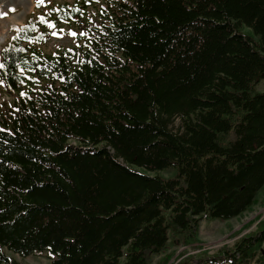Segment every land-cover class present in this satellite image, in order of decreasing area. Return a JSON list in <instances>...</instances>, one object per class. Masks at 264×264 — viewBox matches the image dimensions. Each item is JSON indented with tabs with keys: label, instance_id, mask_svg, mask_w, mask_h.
I'll use <instances>...</instances> for the list:
<instances>
[{
	"label": "trees",
	"instance_id": "trees-1",
	"mask_svg": "<svg viewBox=\"0 0 264 264\" xmlns=\"http://www.w3.org/2000/svg\"><path fill=\"white\" fill-rule=\"evenodd\" d=\"M48 11L76 47L46 53L22 25L0 50V264H167L181 246L171 264H264L261 214L215 254L197 232L264 205V0Z\"/></svg>",
	"mask_w": 264,
	"mask_h": 264
},
{
	"label": "rangeland",
	"instance_id": "rangeland-1",
	"mask_svg": "<svg viewBox=\"0 0 264 264\" xmlns=\"http://www.w3.org/2000/svg\"><path fill=\"white\" fill-rule=\"evenodd\" d=\"M13 1L14 2L8 1L5 3L3 5L4 11H1L0 25L2 29L0 33V50L9 42L18 27L22 25H27L34 34H38V36L41 37V40H37V46L46 53H54L63 48H73L77 46L78 40L76 33L75 35H71L68 31L69 29L74 31V29L66 22H59L53 18L51 19V15H49L48 10L49 5H52L53 7L61 4L71 5L78 0H43L39 7L36 4V0ZM94 10L95 7L91 6L86 9L85 13L88 17H91ZM256 88L260 90L264 88V78L256 85ZM3 99H8V96L0 90V100ZM179 123V119L177 117H173L172 121H170L171 129L175 131L177 127H179ZM147 172L151 174L157 173L164 178H171L175 176L176 169L175 167H172ZM257 214H261V217L264 218V205L256 206L253 211L241 218L235 217L223 220H201L198 224L197 231L201 246H203V249L208 251L209 255L215 254L222 245L232 244L236 237L255 231L256 226L255 224H252L250 227L243 229L238 236L229 237L232 231L240 228L244 223L253 219V217ZM183 248L184 246L177 248L174 256L167 264H171L176 256V253ZM198 251V249H188V254L193 257L192 264L199 263V254H197ZM5 252L9 256H14L21 264H49L51 261V257H49L45 251L26 257H20L16 253L9 250H5ZM203 263L209 264L206 263V261ZM152 264H154V262ZM216 264L227 263L218 262Z\"/></svg>",
	"mask_w": 264,
	"mask_h": 264
},
{
	"label": "snow or ice",
	"instance_id": "snow-or-ice-1",
	"mask_svg": "<svg viewBox=\"0 0 264 264\" xmlns=\"http://www.w3.org/2000/svg\"><path fill=\"white\" fill-rule=\"evenodd\" d=\"M42 2H43V0H36L37 6L39 7ZM88 2H90V0H85V3H88ZM53 11H55V9H53ZM68 31H69V34L75 35V32L73 30L69 29ZM81 35H83V33H81ZM54 55H55V53H54ZM0 67H4V65L0 64ZM0 82H2V81H0ZM23 94L24 93H21V95H23Z\"/></svg>",
	"mask_w": 264,
	"mask_h": 264
},
{
	"label": "bare ground",
	"instance_id": "bare-ground-1",
	"mask_svg": "<svg viewBox=\"0 0 264 264\" xmlns=\"http://www.w3.org/2000/svg\"><path fill=\"white\" fill-rule=\"evenodd\" d=\"M8 1H10V2H14L13 0H0V16H1V11H4V8H3V5L5 4V3H7ZM1 25H0V33H1Z\"/></svg>",
	"mask_w": 264,
	"mask_h": 264
},
{
	"label": "water",
	"instance_id": "water-1",
	"mask_svg": "<svg viewBox=\"0 0 264 264\" xmlns=\"http://www.w3.org/2000/svg\"><path fill=\"white\" fill-rule=\"evenodd\" d=\"M261 254L264 256V248L260 249Z\"/></svg>",
	"mask_w": 264,
	"mask_h": 264
}]
</instances>
